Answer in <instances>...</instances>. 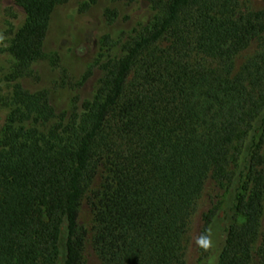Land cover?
Wrapping results in <instances>:
<instances>
[{
  "label": "trees",
  "instance_id": "trees-1",
  "mask_svg": "<svg viewBox=\"0 0 264 264\" xmlns=\"http://www.w3.org/2000/svg\"><path fill=\"white\" fill-rule=\"evenodd\" d=\"M99 1L85 0L81 12ZM134 1L109 0L105 24ZM10 2L23 22L8 46L15 83L0 125V264H86V198L103 264H185V235L209 177L229 194L214 264H264V9L150 0L153 20L102 62L93 99L76 96L58 112L49 89L16 80L46 57L53 13L68 0ZM216 211L203 217L198 264H209Z\"/></svg>",
  "mask_w": 264,
  "mask_h": 264
},
{
  "label": "rangeland",
  "instance_id": "rangeland-1",
  "mask_svg": "<svg viewBox=\"0 0 264 264\" xmlns=\"http://www.w3.org/2000/svg\"><path fill=\"white\" fill-rule=\"evenodd\" d=\"M85 0H68L58 6L52 16L49 34L45 43L46 57L32 65L33 75L16 80L25 89L36 92L49 89L51 103L58 112L69 109L74 97L79 103L92 100L102 76L101 64L119 54L118 42L124 34L148 25L155 16L150 0H135L130 5L119 4L118 20L111 26L104 22L103 10L110 3L100 0L87 12L80 8ZM244 10L264 9V0H241ZM23 22V15L17 11L10 0H0V125L3 123L10 104L14 81L11 73L16 63L8 50L17 27ZM109 35L114 48L104 46V36ZM257 49V41L236 56L234 72H238L246 59ZM68 72H67V71ZM101 180L96 178L92 190ZM90 194V193H89ZM88 194V196H89ZM229 204V194L225 184L209 177L198 200L197 210L192 215L189 229L185 235V264H198L199 245L202 236L203 217L216 210V217L210 229L212 252L209 264L215 263L222 242V210ZM79 222L89 233L85 250L86 264H103L91 243L92 211L86 198L80 209ZM61 264V262L59 263ZM254 264H258L257 260Z\"/></svg>",
  "mask_w": 264,
  "mask_h": 264
}]
</instances>
